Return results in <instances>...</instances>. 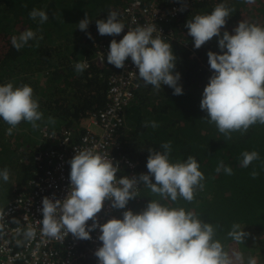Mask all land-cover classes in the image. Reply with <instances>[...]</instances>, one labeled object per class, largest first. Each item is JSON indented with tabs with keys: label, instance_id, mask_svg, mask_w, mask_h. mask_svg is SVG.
<instances>
[{
	"label": "trees",
	"instance_id": "16d2710c",
	"mask_svg": "<svg viewBox=\"0 0 264 264\" xmlns=\"http://www.w3.org/2000/svg\"><path fill=\"white\" fill-rule=\"evenodd\" d=\"M124 1L0 0V85L12 82L14 86L27 84L32 87L33 97L43 114L37 125L41 121L52 122V119L55 128L73 130L87 111H98L106 106V78L116 69H110L107 64L101 66L92 59L95 43L110 37L98 33L96 20L107 19L110 11L118 14ZM150 1L168 9L176 0H144ZM218 3L229 8L231 15L226 20L229 23L240 16L248 0H205L170 20L168 28L172 37L168 30L162 37L171 44L177 57L174 72L180 73L178 83L183 94L174 95L167 85H162L158 91L141 79L132 101L124 109V126L119 137L123 152L135 163L136 175L147 173L149 148L163 151L160 145L171 142L170 162H183L191 155L198 161L205 177L203 188L195 189L191 202L183 198L176 202L162 199L142 184L140 199L134 203L136 212L145 208L149 200L194 211L201 220L216 226L215 239L230 256L237 243L248 257L261 264L264 263V124L256 123L244 133L232 132L231 138L227 139L214 123H209L206 111L200 108L203 88L213 74L208 66L205 67L207 52L221 50L216 37L195 49L185 27L188 19L195 14L210 13ZM34 8L45 10L49 19L44 23H40L39 18L30 19L29 12ZM260 11L264 8L257 9ZM86 15L90 19L87 33L91 38L78 28V22ZM23 23L29 25L18 31L17 24ZM27 29L33 30L37 39L29 40L17 51L11 38ZM225 30L226 27L221 29V35ZM84 61H88L85 70L77 73L75 65ZM152 121L158 127L152 128ZM146 122L149 123L147 127ZM9 127L0 118V170H14L21 190L35 174L36 164L21 144L14 148L8 144L12 140L6 141ZM21 127L30 131L34 128L26 121H21L15 129ZM15 129L11 137L18 140ZM245 151H256L260 158L247 168L233 165L238 157L242 160ZM220 161L232 168V175L223 170L215 171ZM254 169L259 172L255 179L250 175ZM233 224L248 234L242 242L228 235Z\"/></svg>",
	"mask_w": 264,
	"mask_h": 264
},
{
	"label": "clouds",
	"instance_id": "9594fccd",
	"mask_svg": "<svg viewBox=\"0 0 264 264\" xmlns=\"http://www.w3.org/2000/svg\"><path fill=\"white\" fill-rule=\"evenodd\" d=\"M184 7L186 4L182 5L181 11ZM230 15L229 8L218 3L210 13L195 14L185 24L195 49L213 37L218 38L221 51L207 52L213 74L203 88L200 108L206 111L209 123H214L227 139L231 138L232 132L244 133L256 123L264 124V26L240 21L232 34L225 30L221 35ZM29 17L32 20L39 18L40 23L49 19L45 10L35 8L29 12ZM89 22L86 15L78 22V28L91 38L87 33ZM96 27L102 36H118L125 29L115 11H110L107 19H97ZM156 31L155 24L138 25L128 29L119 41L112 39L107 62L123 69L130 58L145 85L158 91L162 85H167L174 95H182L183 89L178 83L180 73L174 72L177 57L169 42L161 35H153ZM32 39H37L36 34L27 29L18 37L13 36L11 44L19 51ZM85 68L84 63L75 65L77 73ZM42 115L31 86H14L12 82L0 85V118L10 126L7 129L9 135L21 121L37 127L36 122ZM150 125L158 127L155 121ZM147 126L148 122L145 123ZM160 148L163 151L148 149L147 173L131 177H118L120 169L113 159L88 149L76 151L69 161L70 183L65 197L42 199L43 234L64 239L71 233L78 239L89 240L90 233L99 228L98 240L102 243L94 253L98 264H244L242 253L233 252L230 256L215 239L216 226L201 220L194 211L157 200H149L139 212L126 208L129 200L137 197L135 190L141 184L172 202L179 198L191 202L195 189L203 188L205 177L193 156L173 163L169 160L171 142L161 144ZM259 158L258 152L245 151L240 166L247 168ZM222 170L228 175L233 174L232 168L220 161L215 171L220 173ZM250 175L255 179L259 172L254 169ZM9 178L7 168L0 170V179L7 182ZM106 200L111 202V207L125 210L122 218L111 217L99 224L97 214ZM90 220L92 224H88ZM34 234L32 229L25 233L27 237ZM228 235L242 242L248 234L233 224ZM247 264H257V260L249 257Z\"/></svg>",
	"mask_w": 264,
	"mask_h": 264
},
{
	"label": "built area",
	"instance_id": "2783aa9c",
	"mask_svg": "<svg viewBox=\"0 0 264 264\" xmlns=\"http://www.w3.org/2000/svg\"><path fill=\"white\" fill-rule=\"evenodd\" d=\"M202 1L205 0H176L168 9L161 8L155 1H124L117 14V19L125 25L124 31L96 42L92 57L97 64H107L110 69H116L106 78V106L98 111H87L81 118L87 121V125L76 133L69 128L55 129L48 125L40 128L42 139L35 141L30 154L36 164L35 174L0 209V264H98L94 253L102 243L98 240L99 228L90 233L89 240L78 239L71 233L64 239L43 234L42 199L46 196L50 199L65 197L70 183L69 161L76 151L88 149L113 159L120 169L118 177L138 176L135 163L123 152L119 132L124 126V109L132 101L141 78L130 58L125 61L123 69L107 62L110 41H119L128 29L138 25L154 24L157 31L153 35L164 36L168 30L171 38L170 20ZM84 64L87 66L88 61ZM205 67L210 69L208 64ZM141 187L142 184L138 185L135 190L137 197L129 200L126 206L133 212H136L134 203L140 199ZM124 210L111 207V202L106 200L97 214V222L102 224L111 217L122 218ZM29 229L34 231V236L25 235Z\"/></svg>",
	"mask_w": 264,
	"mask_h": 264
},
{
	"label": "rangeland",
	"instance_id": "374dc122",
	"mask_svg": "<svg viewBox=\"0 0 264 264\" xmlns=\"http://www.w3.org/2000/svg\"><path fill=\"white\" fill-rule=\"evenodd\" d=\"M255 0H252V2H249L247 6L243 7V10L241 11V14L239 17H235L231 22L226 23L225 27L227 28V31L232 34L235 26L240 22V21H246L249 23L253 24H258L264 26V11L257 12L258 8H264V0L258 1V3H255ZM252 3H255L252 6ZM74 13H76V10H73ZM29 23H23V24H17V29L18 31H21L24 27H27ZM6 39V36H5ZM51 121H54L51 119ZM44 122V123H43ZM41 121L39 125L35 128H33L31 131L27 127H21V129H15L17 133L14 134L18 137V140L15 138H12L11 135L7 136L6 141L9 139H12L8 144L11 145L13 148L14 146H17V144H21L23 146V149L25 152H27L29 155L31 154L32 147L35 145V141L32 138L31 134L36 133L37 128L41 127L43 124L51 125L53 122L50 121ZM42 123V124H41ZM87 121L83 120L82 123H78L76 126V129H73L74 132H78L82 126H86ZM46 126V125H45ZM91 127V126H90ZM22 132H21V131ZM26 131L28 134H26ZM14 133V132H13ZM28 139V140H27ZM18 153H20V150H18ZM241 159H236L233 162V165L236 166V164L240 165ZM9 181L4 182L2 179H0V209L3 208L6 203L13 197V195L16 193V190H19V186L17 184V177L15 176L14 170L9 172ZM233 252H236V245L233 246ZM243 255V253H242ZM248 256L244 258V264H247ZM262 258L260 259V263L262 262ZM264 264V263H261Z\"/></svg>",
	"mask_w": 264,
	"mask_h": 264
},
{
	"label": "crops",
	"instance_id": "0c3cea01",
	"mask_svg": "<svg viewBox=\"0 0 264 264\" xmlns=\"http://www.w3.org/2000/svg\"><path fill=\"white\" fill-rule=\"evenodd\" d=\"M82 119H81V121H79V123L81 122L82 123ZM44 123V122H43ZM42 124V123H41ZM39 125V124H38ZM44 125H47V124H43L41 127H43ZM48 126H50V127H52V128H55L54 126H51V125H48ZM40 127V128H41ZM40 128L38 127L37 128V130H36V133H34V134H31V136H32V138L34 139L33 141H40L42 138H41V135H40ZM18 129H21V128H18ZM56 129V128H55ZM21 131V130H20ZM22 132V131H21ZM26 134H28L27 133V131H26ZM28 140V139H27ZM236 252H239V253H243V257L244 258H246L247 256H248V253H246L245 251H244V249L241 247H239L238 245H237V243H236Z\"/></svg>",
	"mask_w": 264,
	"mask_h": 264
}]
</instances>
